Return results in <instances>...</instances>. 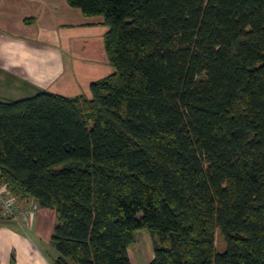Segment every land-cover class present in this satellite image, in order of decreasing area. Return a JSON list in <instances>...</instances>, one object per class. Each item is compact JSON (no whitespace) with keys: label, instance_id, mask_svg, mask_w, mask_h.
Here are the masks:
<instances>
[{"label":"trees","instance_id":"1","mask_svg":"<svg viewBox=\"0 0 264 264\" xmlns=\"http://www.w3.org/2000/svg\"><path fill=\"white\" fill-rule=\"evenodd\" d=\"M65 2L112 72L0 100V190L53 211L50 264H131L141 229L147 264H264V0Z\"/></svg>","mask_w":264,"mask_h":264},{"label":"crops","instance_id":"2","mask_svg":"<svg viewBox=\"0 0 264 264\" xmlns=\"http://www.w3.org/2000/svg\"><path fill=\"white\" fill-rule=\"evenodd\" d=\"M53 9L56 11L60 9L61 12L69 14L70 18L53 19L51 17ZM94 26H100V35L103 37L107 28L101 24V18L95 20L86 18L78 9H70L65 0H56V3L53 0H0V77L6 79L3 81L0 79V100L28 98L41 91H36V88L32 90L26 85L21 87L20 80L17 79L20 77L16 75L18 73L27 83L32 77L38 78L41 83L51 81L52 77L54 79L65 77L64 63L58 53L59 50L56 57L60 58V64L57 63L52 69V45L55 44V47H58L60 44L61 47L62 41L67 42V39H70L66 35V32L70 30L72 31L70 34L78 36L84 34L86 29L94 30ZM74 39L76 42L75 36L72 37L73 42ZM104 54L103 57L106 58ZM7 64L8 66H5ZM13 82L16 86L11 84ZM89 83L87 82L83 87L85 95ZM9 89L12 92L11 95L6 93ZM69 93L71 95L68 97L80 94L73 89ZM17 202L20 211L25 209L28 203L38 208L36 213L26 221V225L28 230L34 233L36 240L39 238V244L44 245L50 239L55 225V220H52L50 225L42 229L46 223V217L52 218V212L50 215L47 209L40 208L32 200H17ZM15 225L13 219L0 220V264L1 260L4 264L6 261L9 264L10 258H13L10 257L11 250L16 254L15 259L13 258L15 264H50L56 256L55 251L47 245H44V252L41 248L38 252L33 250L28 237L19 234V229ZM23 227L21 231H24ZM128 257H130L129 254Z\"/></svg>","mask_w":264,"mask_h":264},{"label":"rangeland","instance_id":"3","mask_svg":"<svg viewBox=\"0 0 264 264\" xmlns=\"http://www.w3.org/2000/svg\"><path fill=\"white\" fill-rule=\"evenodd\" d=\"M53 2L56 3V0H53ZM51 17L53 19L58 17L60 19H65L69 17V14L61 12L60 9H57V11L53 9L51 13ZM95 19L96 18H94V20ZM99 28L100 26L99 27L94 26V30L86 29L87 31H85L84 34L82 35L77 34L78 36L74 34H70V32H72L70 30L69 32H66V35H68V38L70 37V39H67V42L62 41L61 47L60 44L58 47H55L56 46L55 44L52 45L51 47V52L53 53V55L51 56L52 69L55 68V65L60 61V58L56 57V55H58L59 53L61 60L64 63L63 69L65 72V77L63 76L57 79H54V77H52L51 81H46L42 83L39 81L38 78L32 77L29 79L30 81L27 83L25 82V80L21 79L22 75L18 73L16 75L20 77L17 79L20 80L21 87H23V85H26L27 87H30V89L32 90L36 88V91L44 90L47 92L60 94L67 97L71 95V93H69L71 89L77 91L78 93L80 92V94H85V92H83L84 90L83 87L86 86L87 82L89 83L91 81H95L97 79L103 78L112 72V67L108 64L107 59L103 57L104 51L102 46V36L100 35L101 29ZM73 36L76 37V42L75 39L74 42L72 41ZM57 50H59V52ZM5 66H8V64ZM0 79L2 81L6 80L5 77H0ZM11 84H13V86H16L15 82ZM86 92L87 95L89 93L88 89L86 90ZM6 93H9L10 95L12 94L10 89L8 90V92L6 91ZM14 202H15L14 209L16 211L15 213L18 214L20 217L23 216V218L25 219V220L21 219L18 221V219L15 220L12 218L13 224L14 225L16 224L15 226H17V228L19 229L18 231L19 234H21L23 237L26 238L28 237L29 242H31L32 244L33 250H36L37 252L38 249L40 248L44 252V247L46 245L50 247L52 251H54L50 239L46 241V243L44 244L45 246L39 244L40 242L39 238H37L36 240L34 233L29 231L26 225V221L32 215H34L38 210L36 205H33L32 203H28L29 205H27L25 209L20 211L18 210L17 207L18 204L17 200L15 199ZM48 211L47 213H50V215L52 212V218L46 217V223L42 229L50 225L55 220L53 211L52 210H48ZM1 213L3 214L2 209H1ZM22 227L24 228V231H21ZM133 236H134V243L128 249L129 252L128 254L130 255L129 257L130 263L147 264L151 260L153 254L151 236L149 235L146 229L135 231ZM41 243L43 242L41 241ZM215 247L219 251L222 250L224 247L223 240L218 235V233L215 234ZM10 257H13L14 259L16 257V254L13 250L10 251ZM7 260L9 259L7 258ZM3 262L4 261L1 260V264H4Z\"/></svg>","mask_w":264,"mask_h":264},{"label":"built area","instance_id":"4","mask_svg":"<svg viewBox=\"0 0 264 264\" xmlns=\"http://www.w3.org/2000/svg\"><path fill=\"white\" fill-rule=\"evenodd\" d=\"M6 195L7 194L4 191L0 190V209H2L3 214L15 220L18 219V221L24 219L22 215H21L22 217H20L18 214L15 213L16 212L14 209L15 199L9 195L7 196Z\"/></svg>","mask_w":264,"mask_h":264}]
</instances>
